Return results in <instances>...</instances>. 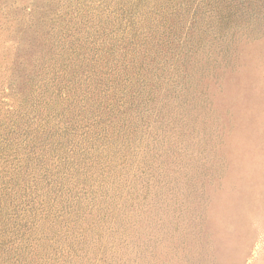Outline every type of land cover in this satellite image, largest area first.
Segmentation results:
<instances>
[{
    "label": "rangeland",
    "instance_id": "rangeland-1",
    "mask_svg": "<svg viewBox=\"0 0 264 264\" xmlns=\"http://www.w3.org/2000/svg\"><path fill=\"white\" fill-rule=\"evenodd\" d=\"M0 264H264V0H0Z\"/></svg>",
    "mask_w": 264,
    "mask_h": 264
}]
</instances>
